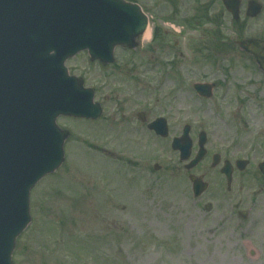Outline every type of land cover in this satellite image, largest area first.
Returning a JSON list of instances; mask_svg holds the SVG:
<instances>
[{
  "label": "rangeland",
  "instance_id": "374dc122",
  "mask_svg": "<svg viewBox=\"0 0 264 264\" xmlns=\"http://www.w3.org/2000/svg\"><path fill=\"white\" fill-rule=\"evenodd\" d=\"M133 1L145 12L165 7L160 0ZM257 1L263 5L262 12L255 18L246 17L247 0H242L240 19L235 23L218 0L208 3L212 14L221 13L232 46L214 47L212 24L208 25V42L204 32L188 29L193 32L190 38L188 31L172 30L169 43L174 48L175 67L165 65L162 71L155 68L150 73L180 74L184 81L175 83L176 87L169 82L162 89L154 88L158 81L142 80L140 75L155 59L166 62L171 58L163 51L154 52L150 39H137L139 53L134 61L128 60L134 50L126 53L119 49L114 63L105 66L90 62L86 52L66 61L71 75L95 89L94 102L99 103L104 117L92 121L57 119V124L70 132L64 143V161L30 192L31 222L16 239L14 264H264V223L251 217L244 221L236 214L238 201H242L240 208L250 206L246 192L250 183L244 192L238 191V185L230 193L221 191L219 172L208 167V159L187 171L179 157L107 154L113 149L110 97L117 90H139L145 83L157 91L149 100H162L152 106L155 114L186 118L183 121H189L194 132L203 130L210 135V150L220 151L228 139L239 144L246 132L226 125L233 123L224 116L223 107L215 105L223 101L233 102L232 112L248 117L250 135H259L256 142L264 148V73L252 55L237 44L250 38L264 40V0ZM136 59L141 62L136 64ZM194 81L216 83L212 101L208 103L193 92ZM163 91H175L178 97L170 98L174 102L169 104ZM258 101L261 109L255 111ZM155 163L160 169L153 167ZM190 173L203 175L209 184L199 198L192 195ZM208 203L209 211L204 207ZM221 217L225 218L223 224Z\"/></svg>",
  "mask_w": 264,
  "mask_h": 264
},
{
  "label": "water",
  "instance_id": "95a60500",
  "mask_svg": "<svg viewBox=\"0 0 264 264\" xmlns=\"http://www.w3.org/2000/svg\"><path fill=\"white\" fill-rule=\"evenodd\" d=\"M223 4L238 19L240 1ZM261 8L249 1L246 15L256 17ZM146 25L140 7L124 0H0V264H13L16 237L31 219L30 190L64 160L68 132L57 126L56 118L96 119L101 113L93 102V89L68 74L65 60L87 49L91 60L111 63L114 47L134 48ZM247 43L246 50L264 70V57L259 55L264 40ZM211 88L195 85L205 96ZM182 139L173 147L180 150L181 160H187V129ZM203 145L201 139L188 169L202 158ZM222 171L230 174L229 169ZM190 180L199 196L207 184L194 175Z\"/></svg>",
  "mask_w": 264,
  "mask_h": 264
},
{
  "label": "flooded vegetation",
  "instance_id": "af4514ba",
  "mask_svg": "<svg viewBox=\"0 0 264 264\" xmlns=\"http://www.w3.org/2000/svg\"><path fill=\"white\" fill-rule=\"evenodd\" d=\"M160 1H163L165 5L162 10L152 13L145 12L143 10L148 16V24L150 27L149 43H154V52L159 50L163 51L166 56L171 58L166 62L159 58L155 59L154 63L149 64L140 76L143 77L142 80L145 82L154 80L158 81L159 85H155L154 88L162 89L163 86H166L169 82H172L173 87H176L175 83H177L178 81H184L181 78V75L178 73H150L153 72L155 68L162 71L161 69H163L165 65L169 68H171V66L175 67L177 63L174 57L175 54L171 53L174 48L169 43V36L170 34H173L172 30H177L179 33H181L182 31H188V29H193L194 31L198 32L201 31L204 32V39L206 42H208V8L209 14L212 13V8L211 4H208L211 0ZM186 1H189V3H187ZM140 6L143 9L142 5ZM181 6L185 9L180 8ZM160 22H163V26H159ZM176 26H178V29L176 28ZM188 32V36L192 38L193 32ZM211 33L213 41L215 40L214 47L218 48L232 46L233 41L227 35L225 36L223 34H213V32ZM220 35L224 37V39L221 41L218 40V37ZM175 36L179 37L180 35ZM176 42L177 41L174 40L173 45H176ZM239 47L244 50L243 45H239ZM120 50L126 53L134 50V53L130 52L131 54H129L128 60L132 58L131 61H134L136 54L139 53L137 48ZM140 55V58L142 59V52H140ZM141 59H136V61L138 62L136 64H139L141 62ZM143 65L146 66L145 63H143ZM190 77L191 76L189 75L188 78ZM195 84L196 82L194 81L192 87ZM214 84V87H216L215 82ZM149 87L150 86L148 85V83H145L139 90H117L114 91V95L110 97L112 99L109 113V137L113 149H111L107 154L111 155V157H180L179 150H174L172 148V143L174 140H183L181 135L182 131L186 128L188 129V136L191 142V153L189 157H196V153L198 151L199 134L203 131L200 130L198 133H196V131L194 132L191 123H189V121L187 120L183 121L186 118L182 117L181 119L179 115L178 117L171 118L164 113L155 114L152 106L155 103H161L162 100L160 99V97H156L157 99H154L155 101H150L149 96L154 95L155 93H157V91L152 88L149 89ZM158 90L160 91V89ZM180 90L177 89L175 91L177 92ZM175 91H163V93L168 98L167 101L169 102V104L174 102V100L171 101L170 98L178 97V94H176ZM183 92H187L190 94V91L185 90ZM193 92L197 95V91H195L194 87ZM163 97L164 96H161V98ZM199 97L201 99L208 100L209 103L213 100V92L212 94H209L208 92V98H205L203 96ZM215 105L217 109L223 107L225 111L224 116L234 124L233 125L231 123H227L226 125L228 127L236 126L244 128L246 132H244V134L242 135L239 144L237 142L233 144V140L228 139L224 144H222L223 147L220 151L210 150V135L208 134L207 136V134H205L204 139H206V153L203 160L199 162V164L208 159V167L214 171L219 172L220 190L225 191L226 193L234 191L236 185H238L239 192H244V187L250 183L251 186H249L250 188H248L246 191L249 192L250 206L240 208L242 201H238L235 205L236 214L241 220L244 221L247 217H251L253 221L257 219L264 223V166H262V164L264 163V148L260 147V145L256 142L259 135L257 137H252L250 135L251 130L248 127L250 123L248 117L239 115V113L236 112H232V108H235L233 106V102L223 101L221 105L219 103H216ZM238 106L241 109L242 105ZM254 107L255 111L260 110V101H258L254 105ZM103 117L104 113L102 112L100 119ZM158 118H162L163 123L156 122L151 126V124ZM236 122L239 125H236ZM155 126L157 128L158 126L160 128L165 127L166 134L164 135L162 134V132H157L154 128ZM251 137L255 139V143L253 145L250 142ZM214 157H217V159H219V163L216 166L212 164ZM224 163H227L231 170L229 181L228 177L225 174L221 173V168ZM190 174H188V177ZM210 209L211 204L208 203V211ZM220 221H222V224L225 223V218L221 217Z\"/></svg>",
  "mask_w": 264,
  "mask_h": 264
},
{
  "label": "bare ground",
  "instance_id": "6f19581e",
  "mask_svg": "<svg viewBox=\"0 0 264 264\" xmlns=\"http://www.w3.org/2000/svg\"><path fill=\"white\" fill-rule=\"evenodd\" d=\"M150 37V28H148L142 35V41L145 42V41H148Z\"/></svg>",
  "mask_w": 264,
  "mask_h": 264
},
{
  "label": "trees",
  "instance_id": "16d2710c",
  "mask_svg": "<svg viewBox=\"0 0 264 264\" xmlns=\"http://www.w3.org/2000/svg\"><path fill=\"white\" fill-rule=\"evenodd\" d=\"M212 21H213L212 23L215 24L216 26H220V23L219 22L218 23L215 22V19H212Z\"/></svg>",
  "mask_w": 264,
  "mask_h": 264
}]
</instances>
